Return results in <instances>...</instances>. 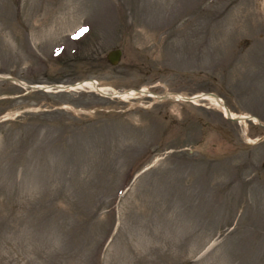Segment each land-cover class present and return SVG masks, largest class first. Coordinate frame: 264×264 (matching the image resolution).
I'll use <instances>...</instances> for the list:
<instances>
[{"label": "rangeland", "instance_id": "obj_1", "mask_svg": "<svg viewBox=\"0 0 264 264\" xmlns=\"http://www.w3.org/2000/svg\"><path fill=\"white\" fill-rule=\"evenodd\" d=\"M211 91L264 123V0H0V264H264V126Z\"/></svg>", "mask_w": 264, "mask_h": 264}, {"label": "bare ground", "instance_id": "obj_2", "mask_svg": "<svg viewBox=\"0 0 264 264\" xmlns=\"http://www.w3.org/2000/svg\"><path fill=\"white\" fill-rule=\"evenodd\" d=\"M74 84H75V86L72 84V86H69V87L88 86V87H91V89H94V90L101 92L102 94H104V92H105L108 95L112 96V94H114L116 96L117 95L120 96L121 98H133V97L138 96V95H149L151 97H158L159 96L155 93H152L151 90H149L147 87H143L141 90H136V89L118 90L116 88H112L109 85H101V83L98 82L96 79H85L83 81L81 80V81L74 83ZM46 86H49V85H46ZM56 86H58V85H56ZM42 87L44 88L45 86H42ZM45 88L51 89L52 87H45ZM165 95L168 96L167 98H171V99L172 98H175V99L176 98H183V97L185 99L189 98V97H186L184 94L170 93V94H165ZM193 98H194V101L204 100V101L210 102V104L215 105L216 107L218 106L224 113H227L228 107L225 106L222 97H219V96L215 97L213 94H210L209 92H203V93H197ZM229 113H230V115L235 116L237 118L240 117V119H239L240 121H244L246 118H250V119H253L255 121H258L256 116H252L249 113H235V111H233L231 109H230ZM243 117H246V118H243Z\"/></svg>", "mask_w": 264, "mask_h": 264}, {"label": "water", "instance_id": "obj_3", "mask_svg": "<svg viewBox=\"0 0 264 264\" xmlns=\"http://www.w3.org/2000/svg\"><path fill=\"white\" fill-rule=\"evenodd\" d=\"M120 56H122V51H120V48H118V47H115V48H112L111 50H108V52H107V54H106V56H105V58H106V60L107 61H109L110 63H111V65L112 64H116L117 62H118V60H119V58H120ZM2 77V76H1ZM3 77H7V76H3ZM10 78V77H9ZM54 86H56V85H58V84H53ZM65 86V85H64ZM58 87H62L61 85H58ZM210 94H213L215 97L217 96L218 97V95L217 94H214V92L213 91H211V92H209ZM104 94H106L105 92H104ZM166 93H161V95H159L158 96V98H163V99H165V98H167L168 96H166L165 95ZM108 95V94H107ZM230 109H229V107H228V109H227V113H224L223 115L226 117V118H231V119H236L237 121L240 119V117H235V116H232V115H230ZM243 118H246V117H243ZM246 119H250V118H246ZM257 124H260V125H262V126H264V123H262V122H260L259 120L257 121ZM259 140V139H258Z\"/></svg>", "mask_w": 264, "mask_h": 264}, {"label": "snow or ice", "instance_id": "obj_4", "mask_svg": "<svg viewBox=\"0 0 264 264\" xmlns=\"http://www.w3.org/2000/svg\"><path fill=\"white\" fill-rule=\"evenodd\" d=\"M87 31V29H81V33L80 34H83V32Z\"/></svg>", "mask_w": 264, "mask_h": 264}, {"label": "trees", "instance_id": "obj_5", "mask_svg": "<svg viewBox=\"0 0 264 264\" xmlns=\"http://www.w3.org/2000/svg\"><path fill=\"white\" fill-rule=\"evenodd\" d=\"M201 140H202V139H200L199 141H201ZM168 146H169V145H168ZM188 152H191V150H188ZM188 152H187V153H188Z\"/></svg>", "mask_w": 264, "mask_h": 264}]
</instances>
